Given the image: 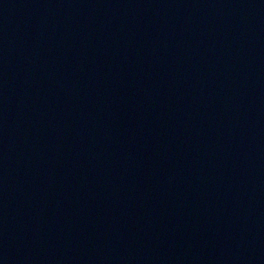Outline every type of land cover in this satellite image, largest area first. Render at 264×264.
Segmentation results:
<instances>
[{
  "label": "water",
  "instance_id": "95a60500",
  "mask_svg": "<svg viewBox=\"0 0 264 264\" xmlns=\"http://www.w3.org/2000/svg\"><path fill=\"white\" fill-rule=\"evenodd\" d=\"M0 264H264V0H0Z\"/></svg>",
  "mask_w": 264,
  "mask_h": 264
}]
</instances>
